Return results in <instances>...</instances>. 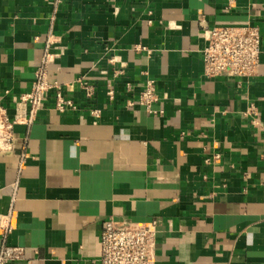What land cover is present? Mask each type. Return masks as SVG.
Returning a JSON list of instances; mask_svg holds the SVG:
<instances>
[{
  "label": "crops",
  "instance_id": "crops-1",
  "mask_svg": "<svg viewBox=\"0 0 264 264\" xmlns=\"http://www.w3.org/2000/svg\"><path fill=\"white\" fill-rule=\"evenodd\" d=\"M247 22L258 73L204 75L203 26ZM48 47L67 53L49 80L76 107L59 110L50 89L0 147V213L16 210L27 248L6 264H99L109 216L158 219L157 264H264V0H0L9 113ZM149 78L163 113L138 101Z\"/></svg>",
  "mask_w": 264,
  "mask_h": 264
},
{
  "label": "built area",
  "instance_id": "built-area-1",
  "mask_svg": "<svg viewBox=\"0 0 264 264\" xmlns=\"http://www.w3.org/2000/svg\"><path fill=\"white\" fill-rule=\"evenodd\" d=\"M234 1V0H232ZM229 4L225 6L228 8ZM56 9H51V18H55ZM205 45L202 49L204 70L203 74L209 77L226 76L234 79L248 78L258 73L262 53V39L259 28L247 22L243 25L214 24L204 25ZM60 61L67 65L68 56L64 49L59 52H50L47 48L35 72L30 89L21 94L13 102V113H9L6 106L0 104V145L5 144L11 149L15 138V127L24 124L28 127L37 120L43 109V101L47 92L56 88L49 80V65ZM110 61L115 63L113 56ZM86 96L93 97L92 88L83 86ZM113 89L109 94H113ZM56 107L65 111L67 107L75 108L74 101L63 95L56 88ZM159 96L155 78H149L144 90L139 92L138 101L150 112H161L156 107ZM95 115L100 110L91 107ZM255 104L250 106L248 114H256ZM3 148L2 146H0ZM19 228L16 210L11 208L6 213H0V236L2 246L0 250V264L12 260L25 259L27 248L13 243V233ZM158 234L159 221L151 219L145 222L118 221L109 216L101 222V253L99 264H157L158 263Z\"/></svg>",
  "mask_w": 264,
  "mask_h": 264
},
{
  "label": "bare ground",
  "instance_id": "bare-ground-1",
  "mask_svg": "<svg viewBox=\"0 0 264 264\" xmlns=\"http://www.w3.org/2000/svg\"><path fill=\"white\" fill-rule=\"evenodd\" d=\"M0 146H2L3 149H7V147L5 146V144H1Z\"/></svg>",
  "mask_w": 264,
  "mask_h": 264
}]
</instances>
